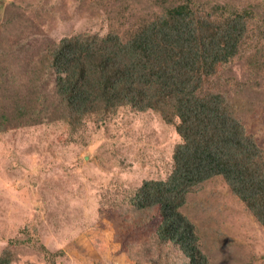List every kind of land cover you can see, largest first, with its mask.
<instances>
[{"label":"rangeland","instance_id":"1","mask_svg":"<svg viewBox=\"0 0 264 264\" xmlns=\"http://www.w3.org/2000/svg\"><path fill=\"white\" fill-rule=\"evenodd\" d=\"M178 0H0V253L11 264H175L153 249V222L126 205L145 178H165L180 136L159 113L121 106L70 128L56 103L46 48L63 36L131 31ZM217 14L249 12L243 54L212 78L264 150V0H196ZM182 210L207 264H264V228L220 177ZM41 245L53 252V257Z\"/></svg>","mask_w":264,"mask_h":264},{"label":"trees","instance_id":"2","mask_svg":"<svg viewBox=\"0 0 264 264\" xmlns=\"http://www.w3.org/2000/svg\"><path fill=\"white\" fill-rule=\"evenodd\" d=\"M254 35L246 10L217 14L196 0H178L125 34L78 32L46 48L55 101L71 129L128 106L159 113L180 136L166 177L143 179L125 205L137 223L153 222V249L173 255L175 264L208 263L182 207L212 177L222 178L264 228V150L224 92L211 87ZM7 116L0 106V130ZM12 261L3 248L0 264Z\"/></svg>","mask_w":264,"mask_h":264}]
</instances>
